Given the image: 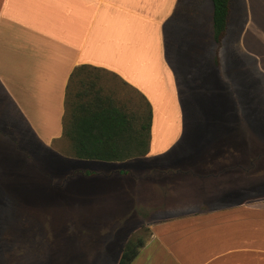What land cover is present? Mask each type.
<instances>
[{"label": "crops", "instance_id": "obj_1", "mask_svg": "<svg viewBox=\"0 0 264 264\" xmlns=\"http://www.w3.org/2000/svg\"><path fill=\"white\" fill-rule=\"evenodd\" d=\"M213 16L212 0H0V161L54 149L70 171L53 191L95 199L121 222L137 212L150 234L132 264H264V161L206 156L239 128L264 145V0H231L220 46ZM84 65L98 70L72 80ZM88 76L113 99L127 87L150 103L148 155L73 168L99 161L70 156L63 136L68 86L75 94ZM200 84L228 106L223 123L202 122Z\"/></svg>", "mask_w": 264, "mask_h": 264}, {"label": "rangeland", "instance_id": "obj_2", "mask_svg": "<svg viewBox=\"0 0 264 264\" xmlns=\"http://www.w3.org/2000/svg\"><path fill=\"white\" fill-rule=\"evenodd\" d=\"M197 89L201 97L202 122L208 120V115H211L209 120L212 122L226 121L223 115V111L228 110L226 103L217 106L211 103L210 91L204 84ZM117 91L118 96L114 98L117 102L126 103L131 108L140 102V95H134L127 87ZM260 130L264 138V124ZM219 138L216 152L206 154L209 160L232 151L239 152L240 157L245 153L252 161H264V145L259 146L254 134L242 133L239 128L234 133L222 132ZM31 152L37 161H0V183L7 186L6 192L0 189V264H118L129 240H144L149 236V223L143 221L137 212L126 215L133 220L121 222L125 215L101 212L104 207L98 206L99 203L91 204L95 199H86L81 193L53 191L50 182L60 185L64 180L60 175L70 171L61 164L66 161H55L54 149H32ZM177 157L179 153L175 150L156 162L172 161ZM72 163L74 169L106 164L101 161ZM25 175L27 182H23ZM38 179L42 180V189L34 188L39 184ZM125 224H130L133 230L131 236L127 234V239L123 240L119 234L124 231L121 228Z\"/></svg>", "mask_w": 264, "mask_h": 264}, {"label": "trees", "instance_id": "obj_3", "mask_svg": "<svg viewBox=\"0 0 264 264\" xmlns=\"http://www.w3.org/2000/svg\"><path fill=\"white\" fill-rule=\"evenodd\" d=\"M215 40L225 39L231 14V0H212ZM98 70L84 65L74 70L71 79L83 71ZM90 76V75H89ZM82 79L75 94L71 83L67 92V112L63 136L71 143L70 156L84 160L124 162L144 157L150 150L153 112L150 103L140 96L135 108L116 102L94 76ZM144 240H129L118 264H132Z\"/></svg>", "mask_w": 264, "mask_h": 264}]
</instances>
